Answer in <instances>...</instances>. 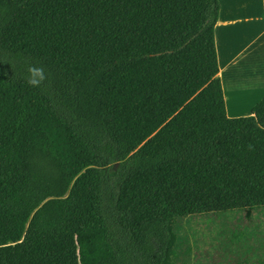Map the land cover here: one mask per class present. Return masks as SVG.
Segmentation results:
<instances>
[{
  "label": "trees",
  "instance_id": "1",
  "mask_svg": "<svg viewBox=\"0 0 264 264\" xmlns=\"http://www.w3.org/2000/svg\"><path fill=\"white\" fill-rule=\"evenodd\" d=\"M218 0H0V264H171L180 219L264 208V98L231 119Z\"/></svg>",
  "mask_w": 264,
  "mask_h": 264
},
{
  "label": "crops",
  "instance_id": "2",
  "mask_svg": "<svg viewBox=\"0 0 264 264\" xmlns=\"http://www.w3.org/2000/svg\"><path fill=\"white\" fill-rule=\"evenodd\" d=\"M219 78L227 116H252L264 98V0H218Z\"/></svg>",
  "mask_w": 264,
  "mask_h": 264
},
{
  "label": "rangeland",
  "instance_id": "3",
  "mask_svg": "<svg viewBox=\"0 0 264 264\" xmlns=\"http://www.w3.org/2000/svg\"><path fill=\"white\" fill-rule=\"evenodd\" d=\"M171 264H264V208L180 219Z\"/></svg>",
  "mask_w": 264,
  "mask_h": 264
}]
</instances>
